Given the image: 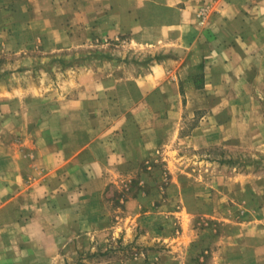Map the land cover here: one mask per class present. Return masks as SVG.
Listing matches in <instances>:
<instances>
[{"label":"crops","instance_id":"crops-1","mask_svg":"<svg viewBox=\"0 0 264 264\" xmlns=\"http://www.w3.org/2000/svg\"><path fill=\"white\" fill-rule=\"evenodd\" d=\"M84 1L97 9L102 37L129 35L147 59L111 62L94 90L57 99L44 97L36 81L0 78V264H53L88 243L85 232L107 214L115 167L142 162L167 139L182 116L180 97L210 108L212 121L223 108L243 126L264 117L255 112L264 110V0ZM60 6L0 0V54L26 53L41 41L71 44L59 27ZM72 9L76 24L82 16ZM157 97L161 119L148 109Z\"/></svg>","mask_w":264,"mask_h":264},{"label":"rangeland","instance_id":"rangeland-1","mask_svg":"<svg viewBox=\"0 0 264 264\" xmlns=\"http://www.w3.org/2000/svg\"><path fill=\"white\" fill-rule=\"evenodd\" d=\"M60 2L59 27L72 43L41 41L26 53L0 54V78L15 74L12 81H36L44 97H70L82 87L94 90L104 69L112 72L111 62L147 59L129 35L101 36L92 2ZM73 7L82 16L76 24ZM180 98L182 116L171 118L167 139L142 162L115 167L107 214L85 232L88 243L53 264H264V117L243 126L223 108L212 121L210 108L197 110L194 97ZM160 99L148 103L159 119ZM215 121L214 132H204Z\"/></svg>","mask_w":264,"mask_h":264},{"label":"built area","instance_id":"built-area-1","mask_svg":"<svg viewBox=\"0 0 264 264\" xmlns=\"http://www.w3.org/2000/svg\"><path fill=\"white\" fill-rule=\"evenodd\" d=\"M208 14H209V7L208 6H204V7L199 9L198 14H197V19H198L199 25H202V26L205 25Z\"/></svg>","mask_w":264,"mask_h":264}]
</instances>
